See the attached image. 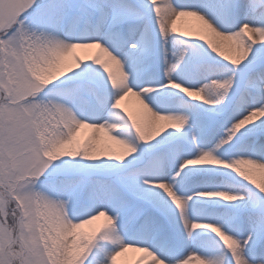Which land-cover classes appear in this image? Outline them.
Returning a JSON list of instances; mask_svg holds the SVG:
<instances>
[{
  "label": "snow or ice",
  "instance_id": "6c2138e0",
  "mask_svg": "<svg viewBox=\"0 0 264 264\" xmlns=\"http://www.w3.org/2000/svg\"><path fill=\"white\" fill-rule=\"evenodd\" d=\"M0 264H264V0H0Z\"/></svg>",
  "mask_w": 264,
  "mask_h": 264
}]
</instances>
